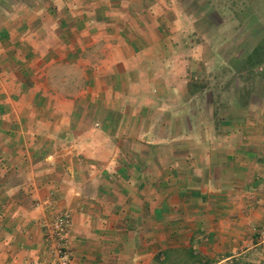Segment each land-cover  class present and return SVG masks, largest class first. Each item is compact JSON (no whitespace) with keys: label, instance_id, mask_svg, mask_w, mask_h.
Segmentation results:
<instances>
[{"label":"crops","instance_id":"crops-1","mask_svg":"<svg viewBox=\"0 0 264 264\" xmlns=\"http://www.w3.org/2000/svg\"><path fill=\"white\" fill-rule=\"evenodd\" d=\"M182 1L0 0V264L51 211L74 264H264V89L203 87L225 22Z\"/></svg>","mask_w":264,"mask_h":264},{"label":"rangeland","instance_id":"rangeland-1","mask_svg":"<svg viewBox=\"0 0 264 264\" xmlns=\"http://www.w3.org/2000/svg\"><path fill=\"white\" fill-rule=\"evenodd\" d=\"M182 2L184 5L186 3V7L188 4V7L203 14L207 26L213 25L220 20L225 22L224 32H220L224 43L219 50L229 67L225 65L212 66L210 67L211 70L206 69L212 75V79H207L205 83L203 82V87L205 85L208 87L207 89L211 88L213 90L215 86L217 87V84H220V88L223 90V97L227 96L232 88H235L239 91L240 102L245 100V96L250 90L254 88L263 90L264 88L261 86L264 85V78L257 81L256 73L254 72H262L264 68L260 69L255 65L262 58L260 62H264V33L259 31L262 30V26H260L256 17L251 14L245 0H191ZM203 16H200V26L204 25ZM208 35L213 37L212 32H208ZM255 36H262L263 38L257 42L258 40H254ZM213 39L210 41L212 45H214ZM216 39L218 42L220 41L218 36ZM217 41L215 42L217 43ZM253 43H256V45L252 49ZM214 54L219 55L220 53L215 52ZM221 60L222 58L218 62L220 63ZM200 77L202 78L201 74ZM193 84L195 88H202L199 83ZM246 262L248 263L244 255L242 258L235 260L234 264H247Z\"/></svg>","mask_w":264,"mask_h":264},{"label":"built area","instance_id":"built-area-1","mask_svg":"<svg viewBox=\"0 0 264 264\" xmlns=\"http://www.w3.org/2000/svg\"><path fill=\"white\" fill-rule=\"evenodd\" d=\"M69 226V213L64 211H51L46 238L52 240L53 244L49 248L47 256L21 264H74L71 260V251L67 244Z\"/></svg>","mask_w":264,"mask_h":264},{"label":"trees","instance_id":"trees-1","mask_svg":"<svg viewBox=\"0 0 264 264\" xmlns=\"http://www.w3.org/2000/svg\"><path fill=\"white\" fill-rule=\"evenodd\" d=\"M262 59H263V58H262ZM262 59H261V60H262ZM261 60H259L258 62H260Z\"/></svg>","mask_w":264,"mask_h":264}]
</instances>
